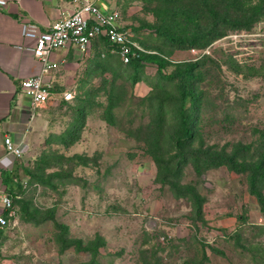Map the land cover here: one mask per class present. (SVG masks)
<instances>
[{
  "label": "rangeland",
  "instance_id": "rangeland-1",
  "mask_svg": "<svg viewBox=\"0 0 264 264\" xmlns=\"http://www.w3.org/2000/svg\"><path fill=\"white\" fill-rule=\"evenodd\" d=\"M112 1L120 23L165 58L164 72L204 57L197 61L204 79L196 85L202 101L195 137L179 145L173 123L157 122L160 95L175 91L152 84L157 64L146 63L133 83V71L113 50L79 48L59 67L76 98L40 107L31 188L19 203L18 225L5 230L9 246L0 264H264V181L257 185L261 199L250 191L252 173H264V14L237 29L255 34L248 48L227 52L216 42L201 54L173 47L155 27L206 32L207 8L227 17L228 6L237 16V0ZM192 152H239L247 168L200 162L198 170L185 156Z\"/></svg>",
  "mask_w": 264,
  "mask_h": 264
},
{
  "label": "crops",
  "instance_id": "crops-1",
  "mask_svg": "<svg viewBox=\"0 0 264 264\" xmlns=\"http://www.w3.org/2000/svg\"><path fill=\"white\" fill-rule=\"evenodd\" d=\"M94 1L102 8L108 7L111 3L110 0ZM77 4L73 0H7L5 5H0V181L8 188L15 189L22 178L28 175L25 171L33 154L32 147L35 143L32 142L36 139L35 132L41 122L40 107L46 104L34 108L31 99L21 87L24 78L39 74L44 66L43 60L32 50L20 47L23 43L28 45L34 43L32 39L23 38L22 21H31L38 24L42 30H47L55 20L72 12ZM97 42L98 39L89 48L95 50ZM79 48L71 45L52 52L51 59L57 62V65L50 68L46 79L53 84L52 89L56 94H61L67 89L74 90L62 82L59 67L63 61L69 64L70 56L75 58L78 55L77 51H81ZM90 49L88 54L91 52ZM6 136H10L16 144H24V153L21 156L7 152ZM4 211L0 202V214ZM33 225L31 222L30 228H38ZM6 229L8 228L0 227L2 254L8 245L7 235L4 234ZM13 264H17V260H13ZM18 264L22 262L19 260Z\"/></svg>",
  "mask_w": 264,
  "mask_h": 264
},
{
  "label": "built area",
  "instance_id": "built-area-1",
  "mask_svg": "<svg viewBox=\"0 0 264 264\" xmlns=\"http://www.w3.org/2000/svg\"><path fill=\"white\" fill-rule=\"evenodd\" d=\"M77 2L76 8L67 15L55 20L47 30H42L40 26L28 20L22 21V35L25 39H32L31 45L20 44V47L32 50L33 53L43 60V70L39 74L24 78L21 81L23 92L31 99L32 106L37 108L47 103L51 99L70 100L75 96L72 89L63 90L61 94L53 92V84L49 82L47 72L57 65L51 59L54 50L76 45L87 50L92 41L100 36L108 38L112 50L115 51L125 63L133 59L141 58L143 53L148 52L145 46L135 38L132 28L121 24L122 12L116 1H111L110 5L102 8L94 0H73ZM7 0H0V5H5ZM255 34L247 31L235 30L215 39L211 44L221 42L225 49L235 50L246 49V41L253 40ZM210 44V45H211ZM206 47H191L193 52L204 53ZM200 54V55H201ZM59 97V98H58ZM7 152L14 156H21L24 153V144H16L10 136L5 137ZM23 189H29L28 179L21 180ZM27 189V190H28ZM23 195L16 190L11 191L0 181V202L5 211L0 214V227L12 228L18 225L19 206L16 198Z\"/></svg>",
  "mask_w": 264,
  "mask_h": 264
},
{
  "label": "trees",
  "instance_id": "trees-1",
  "mask_svg": "<svg viewBox=\"0 0 264 264\" xmlns=\"http://www.w3.org/2000/svg\"><path fill=\"white\" fill-rule=\"evenodd\" d=\"M232 4L238 6L240 13L237 16H230L228 6H226L225 10L227 12L226 16H220L219 11L213 6L207 8L209 12V17H211V24L208 26L209 31L199 32V31H184L182 28L178 32L176 29H173L171 26L167 24H160L155 27V30L162 36L168 39L173 47H206L210 45L215 39L225 35L220 27H232L233 30L240 29L241 27L251 28L254 19L264 14V0H260L255 4L248 5L245 2L233 1ZM229 13V14H228ZM136 38V37H135ZM98 39L97 45H101V51L106 49H111L112 46L105 36H100L92 41V44L95 40ZM137 39V38H136ZM138 40V39H137ZM139 41V40H138ZM141 42V41H140ZM142 43V42H141ZM143 44V43H142ZM144 45V44H143ZM109 47V48H108ZM100 51V52H101ZM117 54L115 51H113ZM108 55H112V53L108 50ZM118 55V54H117ZM119 56V55H118ZM203 57V56H202ZM202 57L196 59L195 62L191 61H183V63L176 64L175 68L170 72H164V69L167 65V61L164 57L155 54V52H145L141 56V58L133 59L128 63H125L121 60L120 63L127 65L130 70L133 71L132 81L136 83L140 78V73H142V69L146 63H155L158 65L157 67V75L155 76V80L153 79L152 84L159 88H165L167 85H173L175 88L174 92L164 91L158 100V114L156 117L157 122L162 123L164 126H167L168 123H173L172 127H174L175 134V142L179 145H183V143L187 142L189 139H193L195 137L196 125L198 122V114L200 111L201 101H202V93L198 91L196 88L197 84L200 83L201 80L204 79L202 74V70H199V62ZM174 82V84H173ZM87 94V92H86ZM76 95L70 99L74 100ZM63 101H69L65 99H61ZM113 103L109 105V108H113ZM189 103V104H188ZM169 115V117H167ZM210 153L207 155H202L200 153L192 152L187 153L185 156L191 158L194 161V164L197 166L198 170H202L201 163H203L204 167H215L220 165H227L232 170H243L247 168V163H244L243 160L239 159V152L233 154H222L217 156L209 157ZM184 159V158H183ZM264 163V160L263 162ZM170 161H166L162 164V170L164 169L166 172V177L171 173V169L169 168ZM263 164H259L258 167H262ZM260 169V168H258ZM180 172V171H179ZM27 175V179L29 174L31 175L33 172L30 171L29 168H26L25 171ZM178 171L174 170V176H177ZM260 181H264V173H258V170L252 173V177L250 178V191L258 196V198H262L261 193L258 191L257 185ZM17 187L10 188L11 191L16 190L18 193L22 194L21 198H16V203L20 207L26 192L31 188L23 189V184L20 181ZM30 186V185H29ZM182 194H187L182 192ZM198 214L199 217L203 210V202L202 200L198 203ZM202 218V217H200Z\"/></svg>",
  "mask_w": 264,
  "mask_h": 264
}]
</instances>
